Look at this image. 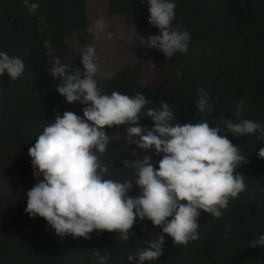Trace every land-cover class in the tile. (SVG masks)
<instances>
[{"label": "trees", "instance_id": "16d2710c", "mask_svg": "<svg viewBox=\"0 0 264 264\" xmlns=\"http://www.w3.org/2000/svg\"><path fill=\"white\" fill-rule=\"evenodd\" d=\"M39 8L29 13L23 0H0V51L17 56L25 63L21 77L12 80L7 73L0 76V264H99L96 249H107V264H131L128 254H135L145 239L142 232L160 233L162 229L150 220L137 218L127 242L116 232L94 231L90 239L60 237L44 218H32L25 212L27 191L37 182L29 148L34 146L43 127L57 113L71 110L83 116L84 105L68 103L56 91L59 80L50 75L53 59L83 71L82 52L69 44L71 37L80 42L89 26L87 0H30ZM173 26L191 35L187 54L177 52L169 60L152 48L153 82L141 81L139 66L128 65L111 77L97 76L106 94L142 93L159 108V101L170 105L173 123H193L207 119L215 126L219 117L235 122L251 119L264 125V0H174ZM108 12L121 15L128 24L139 26L143 37L156 34L149 23L147 0H108ZM55 49L51 55L44 42ZM181 71L183 76H177ZM211 96L214 110L202 115L196 108L197 87ZM245 99L242 116H236V105ZM140 123L151 128L152 121L141 113ZM126 125L105 127L109 137L107 150L100 160L108 166L106 179L121 180L130 175L122 161H134L150 155L156 168L162 153L155 147L145 150L128 143ZM223 134V126H221ZM146 134V133H145ZM240 147L246 163L237 167L247 189L229 201L223 216L216 218L201 210L200 238L175 246L165 235L163 255L145 264H264V247L252 248L250 242L264 234V158L258 156L264 141L256 135L237 137L227 134ZM138 140L139 137H133ZM135 151L138 155H132ZM39 179H43L41 176ZM255 190V199H251ZM139 186L133 182L130 196H138ZM260 205V207H258ZM231 225V230H228ZM227 232L228 238H225Z\"/></svg>", "mask_w": 264, "mask_h": 264}, {"label": "clouds", "instance_id": "9594fccd", "mask_svg": "<svg viewBox=\"0 0 264 264\" xmlns=\"http://www.w3.org/2000/svg\"><path fill=\"white\" fill-rule=\"evenodd\" d=\"M23 3L29 13L39 8L37 2L23 0ZM147 4L149 23L158 32L142 37L143 45L161 51L169 60L177 52L187 54L191 35L180 26H173L174 0H147ZM94 26L103 31L107 22L98 19ZM44 45L54 55L50 41ZM97 60L93 45L87 46L81 55L83 71L72 63L53 59L49 75L59 80L56 91L68 103L84 105L83 116L71 110H65L62 115L57 113L29 148L37 182L26 193L25 212L32 218H44L60 237L90 239L94 231L97 235L108 231L118 233L122 242L135 235L130 230L137 218L150 220L162 231L154 234L148 233L146 227L141 229L153 238L143 240L141 243L146 247H137L135 254L127 255L131 264H145L163 255L165 235L172 238L175 246L198 240L201 210L221 218L229 201L246 191L244 175L236 169L248 161L227 134L240 137L259 133L257 139L264 141V125L246 118L235 122L223 116L215 126L207 119L173 123L174 112L164 100L159 101V108H154L146 107L152 102L139 92L131 96L118 91L106 94L96 78ZM24 70L21 58L0 51V76L7 73L15 80ZM176 75L182 77L183 73L177 71ZM196 92L197 110L202 115H210L214 106L209 92L200 86ZM246 106L245 99L238 101L236 116H242ZM141 113L151 119V128L140 123ZM121 125L127 126L128 143L145 150L154 146L157 154H163L158 168L150 155H144L131 162L122 161L130 172L123 181L105 178L109 169L98 155L109 144L110 136L104 129ZM132 155L138 154L133 151ZM258 156L264 158V147L259 149ZM41 176L43 179H39ZM133 182L141 189L135 197L128 194ZM260 191L264 192V187ZM251 199H255V190ZM225 238H228L227 232ZM249 246L264 247V234ZM103 251L104 255L100 249L94 251L99 264H107L111 255L107 249Z\"/></svg>", "mask_w": 264, "mask_h": 264}, {"label": "rangeland", "instance_id": "374dc122", "mask_svg": "<svg viewBox=\"0 0 264 264\" xmlns=\"http://www.w3.org/2000/svg\"><path fill=\"white\" fill-rule=\"evenodd\" d=\"M87 10L89 26L83 41L71 37L69 44L82 53L87 46H95L98 56L97 76L109 78L116 71L133 65L140 67L143 83L153 82L154 59L151 49L143 45L145 41L140 27L128 24L121 15L109 14L108 0H87ZM98 19L107 22L103 31L95 29Z\"/></svg>", "mask_w": 264, "mask_h": 264}]
</instances>
